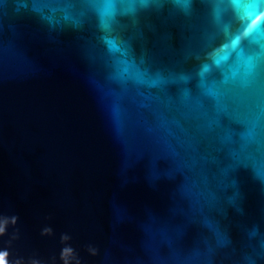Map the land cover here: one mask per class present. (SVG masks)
<instances>
[{
  "label": "water",
  "instance_id": "obj_1",
  "mask_svg": "<svg viewBox=\"0 0 264 264\" xmlns=\"http://www.w3.org/2000/svg\"><path fill=\"white\" fill-rule=\"evenodd\" d=\"M262 9L0 0V264H264Z\"/></svg>",
  "mask_w": 264,
  "mask_h": 264
},
{
  "label": "snow or ice",
  "instance_id": "obj_2",
  "mask_svg": "<svg viewBox=\"0 0 264 264\" xmlns=\"http://www.w3.org/2000/svg\"><path fill=\"white\" fill-rule=\"evenodd\" d=\"M244 2L250 5H253V6H257V5H260L262 2H264V0H244ZM253 24L255 25V21L253 22ZM233 43H235V41Z\"/></svg>",
  "mask_w": 264,
  "mask_h": 264
}]
</instances>
